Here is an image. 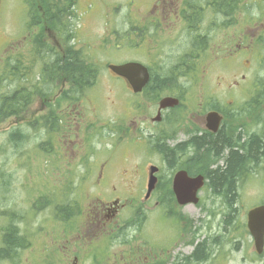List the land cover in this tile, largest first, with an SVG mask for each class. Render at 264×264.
Returning a JSON list of instances; mask_svg holds the SVG:
<instances>
[{
    "label": "flooded vegetation",
    "instance_id": "1",
    "mask_svg": "<svg viewBox=\"0 0 264 264\" xmlns=\"http://www.w3.org/2000/svg\"><path fill=\"white\" fill-rule=\"evenodd\" d=\"M66 4H73V0L66 2L23 0L12 8L14 23L11 34L16 36L14 41L16 45H13V55H10L9 75L14 76V80H17L20 74H24L23 80L29 79L30 69L18 70V68H65L62 63L66 56L65 50L81 52L83 59L90 65L87 66L88 68H99L96 63L87 59L82 49L76 47L77 43L67 32L63 22V11ZM18 16L23 17L21 22ZM136 25L138 28L136 47L142 48L147 58L149 55L152 56L151 62L144 64L137 61L147 69L149 81L141 92L134 93L127 80L111 73L124 81L131 94L141 95L144 102L154 106V116L150 113L151 111L148 114H140L138 117L142 122L132 121L130 130H139L140 125H145L155 131L154 134L149 135L154 140L165 136V144L172 150L169 160L155 144L153 148H157V151L154 153L159 157L157 162H143L135 168L134 175L121 176L125 172L127 174V169L116 171V167L110 165L108 157L103 161H97L96 157L93 158L96 152L95 147L91 145V137H81L78 130L84 119L76 121L78 117L76 108L79 109L83 100L74 95L71 96L70 93L68 96L63 94L64 90L70 87V83L64 78L54 81L52 93L58 88L54 95L51 96L47 91L43 96L36 95L34 99L36 102H34L38 107L32 109L30 107L34 103L32 102L24 111V123L29 127L28 129L32 130L37 121L46 131V138L43 141L44 151L42 149L46 157L43 161L44 167L55 166L53 164L60 162L63 158L64 164L58 166L69 169L81 168L78 178H74L73 174L65 176L66 180L72 182L76 179L81 185L91 183V186L99 190L107 187L108 180L115 179H120L123 183L125 182L124 184L146 186L150 167L157 168L155 189L148 198H145V187L142 200L138 205V202L134 201L139 194L133 191L129 193V195L135 194L132 198L122 199L117 191L112 192V195L106 199H99L96 196L87 202L86 206L84 203L82 210L77 214L80 220L78 230L75 227L71 232L63 234V243L57 248L55 259L68 264L72 257L70 264H77L80 258L79 252L85 248L83 257L84 261H88L87 264H209L208 261L211 260L209 240L204 235V220L199 217L201 212L203 215L207 214L202 204L201 194L203 187L208 186L209 172L226 167L230 149L236 151V126L238 125L237 130H242L240 117L244 110L249 109L250 101L239 106L236 105L234 98L228 102L216 100L219 104L205 105L203 111L198 113H184L180 119H173L171 113L184 105L187 106L185 99L188 84L199 83L201 88L206 84L208 87V69L225 68L223 61L227 58L234 60L233 64L239 73L253 70L256 74L251 82L246 83L250 85L249 91L240 89L247 95L252 93L254 82L258 77L264 76V0H144ZM131 35L132 33L127 32L125 36L127 39H132ZM35 40L42 41L40 45L42 49L37 48ZM166 43H170L176 50L175 56H170L169 63L156 64L155 58L160 56ZM183 46L184 49H182ZM25 51L27 52L24 54ZM23 57L29 62L23 63ZM38 58L41 60L40 66L37 65ZM56 60H59L58 65L55 64ZM73 68L76 67L73 66ZM260 72L263 73L259 76ZM153 79L164 81V90L160 92L156 102L150 101V96L153 94L149 90L146 91ZM35 80H40V74ZM243 81H245V75L242 74L240 82L226 84L224 87L231 92L236 86L241 88ZM167 96L177 98L179 105L161 110L159 113V101ZM261 105L257 108V113L262 111L264 113V110L260 109ZM147 110L149 108H145V111ZM137 111L141 112V109ZM210 111L216 112L220 117L219 126L215 132L208 129L205 117ZM155 117L159 119H154ZM252 117L256 120V116ZM13 118L16 124L18 119L16 116ZM246 118L249 119V117ZM165 122L170 127L169 131L163 128ZM218 135L231 138L233 147L223 145V148L218 151L216 149ZM80 140L82 144H79ZM167 141L171 143L167 144ZM210 150L213 154L220 152L219 156L223 154L226 157L223 156L221 166H218L216 161L208 160ZM52 153L56 154L57 158L50 157ZM89 157L92 159L90 160ZM262 163L264 164V160L259 165ZM180 171L186 172L190 178L204 177V185L198 191L199 201L195 205L180 206L176 202L172 184L176 174ZM236 184L235 174V201L233 210L228 208V213L232 212L233 217L234 253H236ZM112 188L117 189L116 186ZM213 196L224 199L223 194L213 192ZM151 200H153L154 227L156 221L167 223L165 232H157L155 235L154 244L157 245V251L153 253L146 241L144 243H147L148 251L145 247L141 248L137 245L130 247L127 252L109 253L107 247L117 240L115 237L124 239L123 243H128L125 229L139 222H146L145 214L150 208L146 205ZM188 206L193 209L198 208L195 222L192 219L193 216L186 215L184 212ZM130 207L135 213V223L132 225H130V220L126 221L122 218L123 209ZM77 212L73 214L76 215ZM72 219L73 217L67 219L66 222ZM93 244L101 247L99 252L93 251L91 248ZM215 244L219 245V243ZM102 253L103 257L100 256ZM254 262L264 264V246L262 253L255 255Z\"/></svg>",
    "mask_w": 264,
    "mask_h": 264
},
{
    "label": "rangeland",
    "instance_id": "2",
    "mask_svg": "<svg viewBox=\"0 0 264 264\" xmlns=\"http://www.w3.org/2000/svg\"><path fill=\"white\" fill-rule=\"evenodd\" d=\"M22 1L0 0V99L1 95L11 93L21 85L29 86L30 81H34L40 74V68H33L29 79L21 80L18 76V82L14 80V76L9 75L10 55H13V45L16 40L15 34H11L14 23L12 8ZM61 1L66 2V0ZM143 4L144 0H73V4L63 11L65 28L77 43L76 47L82 49L87 55V59L99 67L94 86L84 90L80 96L83 102L79 105V109L76 108L78 111L76 121L84 119L78 129L80 136L91 137L90 142L96 152L93 158L96 157L97 161H103L108 157L110 165L115 166L116 171L127 169V174L125 172L121 176L134 175L135 168L143 162L153 163L159 160L158 155L154 153L156 150L153 148L154 138L149 137L155 131L145 125H140L139 130H130L132 121L142 122L138 117L140 114H148L151 111L150 113L154 116V106L144 102L141 95L131 94L124 81L107 69L108 64H120L124 61L134 60L144 64L152 61L151 55L148 54L147 58L145 51L136 47L138 43L136 24ZM22 19V16H18L20 22ZM127 32L132 33V39H127L125 36ZM175 53L176 50L173 46L166 43L160 56L155 58L156 64L169 63L170 56L174 57ZM22 60L25 64L29 62L24 57ZM233 62L234 60L227 58L223 61L225 68H209L208 87L206 84L203 88L199 83L188 84V93L185 99L187 106L184 105L173 111L171 117L180 119L184 113H198L203 111L205 105L219 104L216 103V100L228 102L234 98L236 105L239 106L251 101L252 93L247 95L240 89L248 90L250 88V85H246V83L252 81L255 73L253 70L239 73ZM40 64L41 60L38 58L37 65ZM262 73H258L259 76ZM242 74L245 75L242 87L236 86L231 92H228L224 86L240 82ZM57 89L50 95H54ZM35 98V95H30L29 103L34 102ZM188 98L190 99L188 100ZM35 102L30 105L32 109L38 107ZM139 108L141 112L137 111ZM145 108H149V110L145 111ZM260 109L264 110V104ZM247 117L249 119L245 116L241 119L242 130L246 132L245 137L253 132L264 134L263 111L255 117L256 120H253L252 116ZM14 120L12 116L0 123V246L2 229L11 220L19 228V233L25 235L28 246L17 250L13 260H0V264H64L55 259L57 248L63 243V234L71 232L75 227L78 230L80 220L77 215L69 222L63 220L56 210L57 204L75 199L77 202V204L73 202L77 206L73 207L75 210L72 208L61 209L64 215L72 214L75 211H81L83 204L85 203L86 206L87 202L96 196L99 199H106L112 195V192L118 191L117 193L121 195L122 199L132 198L135 194L129 195V193L133 191L139 194V197L134 201L138 202V205L145 192V185L124 184L125 182L123 183L120 179H115L108 180L107 187L99 190L91 186V183L81 185L76 179H73L72 182L66 180L65 176L73 174L74 178H78L81 168L69 169L58 166L64 164L63 158L60 162L53 164L55 166L44 167L43 161L46 158L43 152L45 148L43 141L46 138L44 127L40 122L35 121L32 130H30L26 123L14 124ZM75 126L77 125L75 124ZM90 126L91 128H89ZM163 128L167 131L170 130L166 122L163 124ZM15 131H20L21 134L11 140L9 135L14 134ZM241 138L244 140L243 137ZM170 143L167 141V144ZM79 144H82L81 140ZM223 156L221 154L215 162L218 166L223 164ZM50 157L57 158L54 153ZM89 159L91 160L92 157ZM215 159L212 158V160ZM113 186H116L117 189L114 190ZM236 186V253H234L232 243L233 217L231 216L229 219L227 217L229 207L225 205L224 200L213 196L209 186L203 187L202 204L207 214L203 215L201 212L199 217L204 220V235L209 240V258L211 259L208 261L209 264L216 258L213 264L222 262L224 264H257L254 262L256 253L252 239L246 229V214L249 209L264 202V164H258L251 170L249 176L239 180ZM59 192L64 196L58 200ZM85 193H90L91 197L85 196ZM46 195H51L52 197L49 199L58 201L49 205L41 202L42 199L45 200ZM146 206L150 207L146 211V222L125 229L127 231L126 239L129 242L123 243V239H117L107 247L109 253L127 252L130 247L137 245L141 248L145 247L146 251L149 249L153 250V253L157 251V245L154 244L155 235L157 232H165L167 223L156 221L154 227L153 200ZM184 212L186 215L193 216L192 219L195 222L198 208L193 209L188 206ZM10 215L13 216V219L10 218ZM134 217L135 213L131 207L123 209L122 218L124 220L135 223ZM146 241H148L149 249L147 243H144ZM215 243H219V245ZM91 248L97 253L101 247H96L93 244ZM85 251V248L80 250L77 264L88 263V261H84ZM100 256L102 257L103 254ZM71 260L68 261V264Z\"/></svg>",
    "mask_w": 264,
    "mask_h": 264
},
{
    "label": "trees",
    "instance_id": "3",
    "mask_svg": "<svg viewBox=\"0 0 264 264\" xmlns=\"http://www.w3.org/2000/svg\"><path fill=\"white\" fill-rule=\"evenodd\" d=\"M54 1V0H53ZM68 7H65V11ZM34 43L37 44V48H41L42 46L41 40H35ZM66 56L64 61L62 62L65 68H41L40 69V80H34L28 86H20L18 89L12 91L11 93H6L5 95H1L0 99V123L5 119L11 116L21 115L26 109L30 101V95H45V92L49 91L50 87L54 84V81L58 79H66L70 83V87L67 90H64V95L68 96L69 93L71 96L79 98L84 90L88 87L94 85L98 68H88L90 66L83 56H81V52L70 50H65ZM9 61V60H8ZM55 64H59V60L55 61ZM9 65V64H7ZM75 66L76 68H73ZM25 69H33V68H18V70ZM47 81H45L46 78ZM24 74H20L19 78L23 80ZM42 78V79H41ZM252 88L251 101L248 105L249 109L244 110L243 115L240 117V123L243 116H257V108L264 103V76H260L254 82ZM44 85L46 88L44 89ZM164 81L153 79L150 81L147 86V90L151 91L153 95L150 96L151 102H156L160 96V92L164 90L163 88ZM242 124V123H241ZM243 124L241 125V127ZM238 125L236 126V151L230 149L229 155L226 159L227 166L220 167L216 170L209 172V182L207 185L212 189L215 194H223L224 195V203L230 209L233 210L234 205V197H235V185H234V176L236 174V183L239 180L249 176L251 170L256 168L257 165L264 160V134L251 133L247 137L246 132L244 130L237 131ZM20 134L16 131L14 134L11 133L9 138L11 140L16 139V135ZM21 137V136H20ZM244 140H242V138ZM165 136H160L159 139L154 140V145L157 144L158 149L165 153L166 158L169 160L171 157L172 150H170L165 144ZM242 140V141H241ZM223 145H228L229 147H233L231 143V138L226 137L225 135H218L217 147L216 149L219 151L223 148ZM157 150V148H156ZM220 152L217 154H213L211 150L208 153V160L213 161L212 158L218 157ZM220 157V156H219ZM226 158V157H225ZM259 158V159H258ZM218 159V158H217ZM75 187V186H74ZM73 187V188H74ZM237 188V186H236ZM76 189V188H74ZM63 193H58V200L62 198ZM237 196V193H236ZM45 200L42 199L41 202H45L47 205L57 202L58 200L49 199L52 196L46 195ZM76 203V200H66L63 203H59L56 205V210L58 214L63 217V220H67L71 214H62L61 209H75L77 206L73 204ZM73 204V205H72ZM75 207V208H73ZM11 216V215H10ZM232 216V212L228 213V219ZM13 219V216L10 217ZM71 218V217H70ZM229 223V221H228ZM142 222H139L138 225H141ZM233 226V225H232ZM233 230V228H232ZM124 239L122 240V242ZM126 242V241H125ZM28 246L26 243L25 235L19 233V228L13 224L11 220L1 232V246H0V260L4 259H14V255L16 251L19 249H24ZM210 247V245H209Z\"/></svg>",
    "mask_w": 264,
    "mask_h": 264
},
{
    "label": "water",
    "instance_id": "4",
    "mask_svg": "<svg viewBox=\"0 0 264 264\" xmlns=\"http://www.w3.org/2000/svg\"><path fill=\"white\" fill-rule=\"evenodd\" d=\"M108 69L118 76L125 78L135 93L140 92L149 81L147 69L138 62L110 64L108 65ZM178 104L179 100L177 98L168 96L163 97L159 101L158 112L160 113L162 109L172 108ZM154 119L159 118L155 117ZM206 121L209 130L215 132L218 129L220 117L216 112L211 111L206 114ZM156 170L157 168L155 166L150 167L145 198H148L155 188ZM203 182V176L190 178L184 171H180L176 174L173 180L172 190L175 194L177 203L181 206L196 204L198 202L197 192L203 186ZM247 228L253 239L254 247L257 253L260 254L264 245V204L248 210Z\"/></svg>",
    "mask_w": 264,
    "mask_h": 264
},
{
    "label": "bare ground",
    "instance_id": "5",
    "mask_svg": "<svg viewBox=\"0 0 264 264\" xmlns=\"http://www.w3.org/2000/svg\"><path fill=\"white\" fill-rule=\"evenodd\" d=\"M189 40V39H188ZM186 42V41H185ZM200 48V47H199ZM66 59V58H65ZM27 61V60H26ZM152 65V64H151ZM40 66V65H39ZM155 66V65H154ZM152 67V66H151ZM164 67V66H163ZM28 71V70H27ZM162 73V72H161ZM42 119V118H41ZM205 150V149H204ZM175 155V154H174ZM154 156V155H153ZM184 156V155H183ZM178 159V158H177ZM259 159V158H258ZM159 164V163H158Z\"/></svg>",
    "mask_w": 264,
    "mask_h": 264
}]
</instances>
